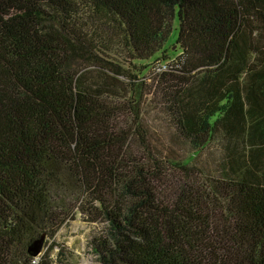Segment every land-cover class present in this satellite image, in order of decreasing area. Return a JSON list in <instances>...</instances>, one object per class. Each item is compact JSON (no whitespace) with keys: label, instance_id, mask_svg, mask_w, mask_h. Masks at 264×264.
<instances>
[{"label":"trees","instance_id":"16d2710c","mask_svg":"<svg viewBox=\"0 0 264 264\" xmlns=\"http://www.w3.org/2000/svg\"><path fill=\"white\" fill-rule=\"evenodd\" d=\"M78 213L97 264H264V0H0V264Z\"/></svg>","mask_w":264,"mask_h":264},{"label":"rangeland","instance_id":"374dc122","mask_svg":"<svg viewBox=\"0 0 264 264\" xmlns=\"http://www.w3.org/2000/svg\"><path fill=\"white\" fill-rule=\"evenodd\" d=\"M151 62L144 61L139 63H148L150 65ZM149 69L150 66L144 70V73H148ZM105 227L106 224L89 222L83 214L78 213L73 219L66 221L58 230L55 237L47 240L48 243H45L44 247L47 248L51 242L62 245L67 250L66 253L69 251L70 256L68 261L70 264H97V256L94 254L91 245L92 239L100 231H103ZM59 245H55L54 256H56Z\"/></svg>","mask_w":264,"mask_h":264},{"label":"water","instance_id":"95a60500","mask_svg":"<svg viewBox=\"0 0 264 264\" xmlns=\"http://www.w3.org/2000/svg\"><path fill=\"white\" fill-rule=\"evenodd\" d=\"M40 242V241H39ZM41 245L39 243H35V246L32 247L31 249H33L36 253H39V249H40Z\"/></svg>","mask_w":264,"mask_h":264}]
</instances>
